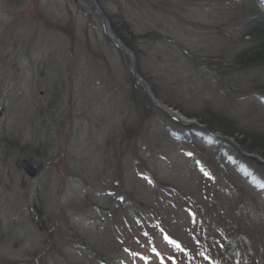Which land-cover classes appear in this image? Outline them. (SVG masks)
<instances>
[{
	"label": "rangeland",
	"instance_id": "374dc122",
	"mask_svg": "<svg viewBox=\"0 0 264 264\" xmlns=\"http://www.w3.org/2000/svg\"><path fill=\"white\" fill-rule=\"evenodd\" d=\"M245 1L0 0V264H264V156L187 120L264 141Z\"/></svg>",
	"mask_w": 264,
	"mask_h": 264
},
{
	"label": "trees",
	"instance_id": "16d2710c",
	"mask_svg": "<svg viewBox=\"0 0 264 264\" xmlns=\"http://www.w3.org/2000/svg\"><path fill=\"white\" fill-rule=\"evenodd\" d=\"M233 5L237 13L240 14L238 19H241L242 21L241 24L244 28V35L249 36L251 42L254 44H258L260 46V49L259 51H257L256 54L242 56V58H238L235 61L226 62V65L230 64V67L234 69L236 67H239L240 65L244 66V68H248L250 65L262 63L264 60V20L263 18H261V16L264 17V15L259 12V10L254 9V3L249 0L245 1L242 5L234 4L233 2L232 6ZM115 32L121 40H124L127 45L129 44L128 39H126L128 36L127 31L124 32V30L120 29L116 30ZM133 36L135 37V35ZM134 101L135 104L138 105V109L140 110V112L144 114V117H151L154 106L150 100H146L147 102L143 103L141 100L138 101L137 98H135ZM201 121L205 124L207 123L202 119ZM207 125L212 130H219L224 134L234 136L236 138L238 137V135H241L238 132L235 133L233 132V130L227 129L226 122H219L217 127H214L213 125L209 124ZM237 140L240 142L241 146L244 149L251 152H255L260 156H264L263 140H258V138L251 135V133L248 135L246 134V136L242 138L238 137Z\"/></svg>",
	"mask_w": 264,
	"mask_h": 264
},
{
	"label": "water",
	"instance_id": "95a60500",
	"mask_svg": "<svg viewBox=\"0 0 264 264\" xmlns=\"http://www.w3.org/2000/svg\"><path fill=\"white\" fill-rule=\"evenodd\" d=\"M30 164L31 163L26 159L22 161V167L25 170V172L31 177H34L36 176L37 170L34 168L33 165H30Z\"/></svg>",
	"mask_w": 264,
	"mask_h": 264
}]
</instances>
